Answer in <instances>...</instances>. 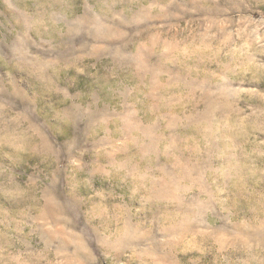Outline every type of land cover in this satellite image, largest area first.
Instances as JSON below:
<instances>
[{"label": "rangeland", "instance_id": "obj_1", "mask_svg": "<svg viewBox=\"0 0 264 264\" xmlns=\"http://www.w3.org/2000/svg\"><path fill=\"white\" fill-rule=\"evenodd\" d=\"M0 264H264V0H0Z\"/></svg>", "mask_w": 264, "mask_h": 264}]
</instances>
